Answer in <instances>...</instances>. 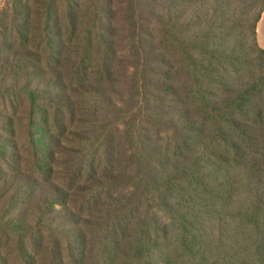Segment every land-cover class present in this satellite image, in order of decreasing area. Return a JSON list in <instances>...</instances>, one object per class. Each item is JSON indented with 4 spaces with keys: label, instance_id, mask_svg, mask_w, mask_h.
I'll return each mask as SVG.
<instances>
[{
    "label": "trees",
    "instance_id": "trees-1",
    "mask_svg": "<svg viewBox=\"0 0 264 264\" xmlns=\"http://www.w3.org/2000/svg\"><path fill=\"white\" fill-rule=\"evenodd\" d=\"M263 14L264 0L7 3L0 13V100L14 117L7 114L6 122H15L22 98L21 119L45 123L51 143L57 127L88 128L75 132L85 149L76 166L68 164L75 179L87 178L75 189L77 209L58 184L15 171L16 141L6 145L14 153L1 149L14 173L0 179V207L19 211L17 220L0 224L2 264L13 242L33 249L24 258L42 250L51 264H264ZM124 20L135 31L127 58L120 50ZM92 62L97 83L82 84L81 70ZM143 65V85L130 100L148 112L135 107L141 120L125 124L123 141L121 126L133 112L118 105L126 67ZM77 101L87 113L75 110ZM45 103L55 108L52 121L47 111L37 120ZM60 204L62 214L53 216ZM90 233L81 260L76 245Z\"/></svg>",
    "mask_w": 264,
    "mask_h": 264
},
{
    "label": "rangeland",
    "instance_id": "rangeland-1",
    "mask_svg": "<svg viewBox=\"0 0 264 264\" xmlns=\"http://www.w3.org/2000/svg\"><path fill=\"white\" fill-rule=\"evenodd\" d=\"M12 0H0V13L5 9L7 3H9V5L11 4ZM13 19H11V23H12ZM125 22V31H124V36L126 37L122 39L123 42V47L120 48L121 50V54L124 58L130 57L132 54L130 53V49H132L131 46V40L130 37L132 35H135V31L133 29V27L131 26V23L127 20H124ZM121 30H124L123 26H120ZM258 40H259V44L260 46L264 49V14L262 17V20L258 26ZM28 46V45H27ZM29 47V46H28ZM77 61V60H76ZM133 63V62H131ZM139 64H137L138 66ZM122 68H125V66H123ZM126 69L130 72V75L126 78L127 79V86L122 89V99L123 101H119L118 105L119 108L122 112H124L125 114L129 111V110H133V112L131 113L129 119H125L124 121V125L121 126V132H122V136H123V141L125 140V136H126V127L125 124L126 123H130L131 125H133L134 123L138 122L141 120V116L139 114H137L134 109L135 107H140L137 106V104L135 102H132L130 100V94L135 92V95L137 93V85L141 86L143 85L141 82V78L143 76V74H145L144 72V65L141 67H137V68H133L130 69L126 67ZM146 74L147 76H151V70L149 68V64L147 63L146 66ZM116 72L119 71V68L115 69ZM98 65H95V62L88 64L87 66H85V68H82L81 70V74H82V79H80L82 81V84H86V83H90L91 84H96L97 80H98ZM125 79V80H126ZM149 84V83H146ZM76 85V84H73ZM148 87H150L149 85H146ZM117 88V86L115 87V89ZM43 94H46V91H43ZM139 95L137 96V98H139ZM20 102L16 103L17 106L15 109H18L19 114H17L15 116V122H13L12 124H9L6 122V119L4 117H8L10 114L12 117H14L13 113L11 112H5L4 108L2 106V101L0 100V110L4 111L3 112V117L0 116V153L1 149L3 147H5L4 149V153H6L7 155L10 153H14L13 150H9L6 148V145L11 143L12 141H16L14 143H16L19 147V156L17 157L18 160V165L15 169V171L17 170L18 172L21 171L22 173H26V175L29 176H33L36 178L38 183H46L47 186L50 184H58L60 187L64 188L70 195V201H71V207L73 208H78L80 206V204H75L72 202V200H74V198H76V194L77 192L75 191V189L78 190V187H82L85 184V180L87 178L85 177H80V179H75L73 174H70V169L68 168V164H74L75 166L79 163V161L81 160V155L82 152L84 151L85 148L77 145V143L74 142V134L75 132L83 134V131H86V128H88V126L83 125L82 127L79 125H77L78 123H75L73 125H69L68 128H66L64 132H61L63 130V128L61 127H57L56 132V139H53L54 142L51 143V137H47L45 134V123L43 122H36V125H40V129L42 130L41 132H35V127H37L35 125L31 126V122L29 120V115L27 117V121L24 122L21 119V115H22V109L23 107L25 108V106L21 105L22 102V98L19 99ZM116 100V98H115ZM25 103V102H24ZM27 103H28V99H27ZM77 105L74 106L75 110L80 112V113H87V110H85L84 107L79 105V101H77ZM158 103H162V102H158ZM164 105H166L165 103H162ZM142 110V114L147 115L148 112V106L147 104L143 105L142 107H140ZM46 111L48 112L47 116L51 119L54 118V113H55V108L51 107V106H47L46 103L45 104H40V108L37 109V115L39 116L37 120H40L43 115H46ZM25 113V112H23ZM28 113V112H27ZM121 119V118H120ZM119 121H122L119 120ZM7 129V130H3V129ZM14 128L15 132L14 133H8V130ZM78 140V138H77ZM79 141V140H78ZM41 144H39V143ZM134 146V145H133ZM128 147L127 145H122L121 148H126ZM34 149H39V151L37 152V155H35L34 153ZM41 150V152H40ZM3 151V150H2ZM46 153L44 156L43 154ZM11 156V155H10ZM7 158L3 157L0 154V165L4 166L5 172L3 174H0V179L2 177H5L7 175H10L12 173H14L13 171H9L5 165V160ZM13 159H11L12 161ZM17 162V161H16ZM72 181V182H71ZM31 189H34L33 184L31 183L29 186ZM36 191V190H33ZM32 191V192H33ZM25 197L26 195L24 193H22L21 195V202L25 201ZM1 205H5V206H9V202L7 203H1ZM23 205L22 204H16L14 205L15 209H22ZM62 206L57 205L55 208H53V212L52 215L53 216H60L62 214ZM18 210L15 211H9L6 212L4 211V209H2L0 207V224L4 223L5 225L10 222L11 220L15 221L18 219ZM31 217L34 218V216H39L42 219H44V216L38 215V214H30ZM30 218H28V222H30ZM45 222L49 223L50 225H52L50 222H48L47 220H45ZM33 225H35L37 227V224H35L34 222H32ZM43 227H45V223L42 225ZM41 233L44 234L43 231H45V229H40ZM36 235L39 236L38 234V230L36 229L35 231ZM58 235L54 234L53 235V239L54 240H59V237H57ZM92 237L91 233L90 235H88L85 239L82 238L80 239L79 243L76 245V249H77V253L79 252V256L78 258H80L81 260H86V254L83 256L82 253L85 249V253H86V248L90 246V238ZM49 236L46 235L45 239H48ZM14 240V238H13ZM0 241H3L1 236H0ZM5 244L3 246V248H5ZM51 246V245H50ZM28 249V250H27ZM27 251L28 253H30L31 255H34V251L32 248H26L24 246H17L14 242L13 244L10 243L9 247L3 251L4 254H2V256L6 257L7 263L6 264H51L52 262H48L45 260V256L43 254L42 250H37L38 254L37 256H34L33 258H24L23 255H27ZM5 260V261H6ZM0 264H2V258L0 256Z\"/></svg>",
    "mask_w": 264,
    "mask_h": 264
},
{
    "label": "crops",
    "instance_id": "crops-1",
    "mask_svg": "<svg viewBox=\"0 0 264 264\" xmlns=\"http://www.w3.org/2000/svg\"><path fill=\"white\" fill-rule=\"evenodd\" d=\"M259 37V36H258Z\"/></svg>",
    "mask_w": 264,
    "mask_h": 264
}]
</instances>
